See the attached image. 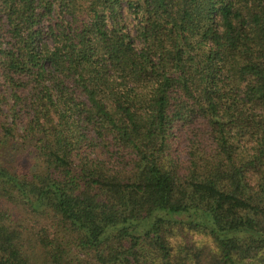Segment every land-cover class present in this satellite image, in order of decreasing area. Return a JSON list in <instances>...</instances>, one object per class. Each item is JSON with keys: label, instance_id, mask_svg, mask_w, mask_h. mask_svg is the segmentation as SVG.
<instances>
[{"label": "trees", "instance_id": "16d2710c", "mask_svg": "<svg viewBox=\"0 0 264 264\" xmlns=\"http://www.w3.org/2000/svg\"><path fill=\"white\" fill-rule=\"evenodd\" d=\"M33 243L264 264V0H0V264Z\"/></svg>", "mask_w": 264, "mask_h": 264}, {"label": "rangeland", "instance_id": "374dc122", "mask_svg": "<svg viewBox=\"0 0 264 264\" xmlns=\"http://www.w3.org/2000/svg\"><path fill=\"white\" fill-rule=\"evenodd\" d=\"M10 147L3 153L8 166L14 168L16 171L31 170L32 172L38 168L36 167L35 155L32 148L22 144L11 145ZM19 214L20 212L16 216ZM18 221L22 223L20 225L24 227L25 231L33 236L39 235L41 230L48 226L46 222L38 221L30 216H27L25 219H19ZM31 246H37V244L33 243ZM32 258L34 264H44L43 249L40 245L34 249ZM78 258V264H96L92 256L81 254Z\"/></svg>", "mask_w": 264, "mask_h": 264}]
</instances>
